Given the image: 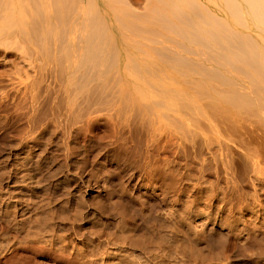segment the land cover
I'll return each instance as SVG.
<instances>
[{"label":"bare ground","instance_id":"6f19581e","mask_svg":"<svg viewBox=\"0 0 264 264\" xmlns=\"http://www.w3.org/2000/svg\"><path fill=\"white\" fill-rule=\"evenodd\" d=\"M0 264H264V0H0Z\"/></svg>","mask_w":264,"mask_h":264}]
</instances>
